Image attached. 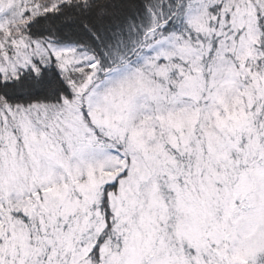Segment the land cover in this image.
I'll return each instance as SVG.
<instances>
[{"label": "snow or ice", "instance_id": "snow-or-ice-1", "mask_svg": "<svg viewBox=\"0 0 264 264\" xmlns=\"http://www.w3.org/2000/svg\"><path fill=\"white\" fill-rule=\"evenodd\" d=\"M0 264H264V0H0Z\"/></svg>", "mask_w": 264, "mask_h": 264}]
</instances>
